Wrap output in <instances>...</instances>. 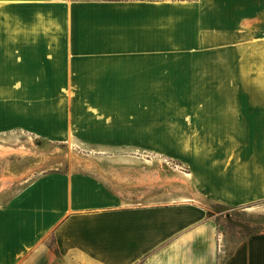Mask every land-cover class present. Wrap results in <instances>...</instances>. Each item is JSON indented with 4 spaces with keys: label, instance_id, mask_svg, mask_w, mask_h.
Instances as JSON below:
<instances>
[{
    "label": "crops",
    "instance_id": "obj_1",
    "mask_svg": "<svg viewBox=\"0 0 264 264\" xmlns=\"http://www.w3.org/2000/svg\"><path fill=\"white\" fill-rule=\"evenodd\" d=\"M77 13L90 21L71 25L70 46L39 34L44 25H0V65L8 69L0 67V80L16 81L11 94L116 97L73 117L72 138L137 148L178 141L153 129L142 135L138 96L214 94L219 105L197 109L219 115L201 117L204 134L178 143L221 147L188 155L183 175L120 157L88 159L85 168L73 161L0 187V264H264V232L228 245L208 216L209 203L264 198V72L239 71L240 63H254L256 45L264 63V43L254 42L264 28V0H137ZM224 51L230 56H217ZM34 62L42 73L29 71ZM228 63L231 81L223 88ZM208 64L218 65L217 87L200 74ZM123 97L133 103L120 104ZM60 126L52 135L66 138Z\"/></svg>",
    "mask_w": 264,
    "mask_h": 264
},
{
    "label": "rangeland",
    "instance_id": "obj_2",
    "mask_svg": "<svg viewBox=\"0 0 264 264\" xmlns=\"http://www.w3.org/2000/svg\"><path fill=\"white\" fill-rule=\"evenodd\" d=\"M132 1L137 0H8L7 8L0 6V25H31L33 30L38 29L39 25H44L45 32L39 34L46 35L49 41L57 39L65 46H70L73 34L71 25L74 22L78 23L80 19V23L90 21L86 13L81 16H73V14L88 7L96 9ZM38 6L41 7L40 10ZM76 10L77 12L74 13ZM73 17L77 20L74 21ZM31 34L37 35L38 31H32ZM239 39L243 40L241 35ZM254 40L256 44L264 43V28L256 30ZM261 50L262 48L256 45L254 52L251 53V56L255 57L254 63H240L239 71L263 73L264 63L261 60L262 54L259 53ZM246 52L247 48H244L239 54L246 55ZM218 55L227 57L230 56V52L224 51L217 53ZM0 67L5 68L4 72L8 70L6 65ZM207 67L211 68L200 74L206 76L205 78H211L215 83L212 86L217 87L220 77L218 65L208 64ZM29 69L30 72L38 70L39 73L35 72L36 74L43 72L42 65L36 62L30 63ZM231 72V64H223L221 87L226 88L230 85ZM15 82L0 80V187L2 189H6V185L10 187L11 184L12 187L17 184L20 186L22 180L42 172L68 169L74 164L73 161L81 162V167L85 168L83 165L88 159H95L102 164L109 159L120 157L127 165L129 163L135 165L133 162L137 160L138 168L148 165V167H157L161 173L169 169L175 174L183 175V172H189L191 168L186 159L188 155L197 156L198 153L213 152L221 147L217 144L178 143L187 136L193 138L204 134L205 122L204 120L201 122V117L203 119L204 115L212 117L219 115L214 109L210 113L204 111L200 113L197 109L198 104L209 105L211 108L219 105V101L215 100L219 96L214 94L138 96V103L141 105L138 109V126L142 135L153 129L158 135L173 136V139L178 140L177 143L138 144V148L134 144L89 146L73 140L71 127L76 124L72 120L78 115L83 117L87 114V104L110 103L114 102L116 97L11 94L13 92L11 87L13 88ZM133 98L123 97L119 102L128 107L133 103ZM229 98L230 96L226 97L225 101ZM41 115L45 117L42 118ZM57 116L61 120L57 121ZM128 120L134 123L133 118ZM61 122L65 126L66 138H55L52 134L56 126L61 128ZM210 122L206 121V124ZM211 132H214V129ZM223 146L227 149L225 152L229 153L230 145ZM167 152L169 153L166 154ZM96 156H100L101 161ZM151 159L153 164H150L151 162L147 164L145 160ZM125 162L122 165H125ZM208 209V216L216 222L220 239L228 245L248 235L264 232V198L237 206L209 203Z\"/></svg>",
    "mask_w": 264,
    "mask_h": 264
}]
</instances>
